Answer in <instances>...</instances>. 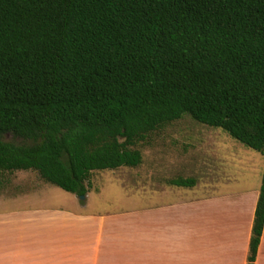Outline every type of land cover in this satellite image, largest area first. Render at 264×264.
<instances>
[{
	"label": "trees",
	"instance_id": "1",
	"mask_svg": "<svg viewBox=\"0 0 264 264\" xmlns=\"http://www.w3.org/2000/svg\"><path fill=\"white\" fill-rule=\"evenodd\" d=\"M184 117L264 155V0H0V191L37 171L86 195ZM263 229L264 174L247 264Z\"/></svg>",
	"mask_w": 264,
	"mask_h": 264
},
{
	"label": "rangeland",
	"instance_id": "2",
	"mask_svg": "<svg viewBox=\"0 0 264 264\" xmlns=\"http://www.w3.org/2000/svg\"><path fill=\"white\" fill-rule=\"evenodd\" d=\"M7 140L17 141L11 135ZM136 148L143 157L140 166L93 172L83 196L45 183L37 171L7 173L0 191V264H8L22 249L29 250L35 242L45 240L46 231L36 220L61 209L83 214L124 213L118 232L129 239L133 209L160 202L179 206L183 200L211 194L220 195L223 207L227 203L236 206L243 194L261 189L264 155L222 129L190 117L150 133ZM177 178L194 179L195 186H172L171 181ZM153 190L155 196H148ZM159 191L171 194L160 195ZM186 209L193 213L194 207L187 204ZM185 249L188 264H194V244L188 241Z\"/></svg>",
	"mask_w": 264,
	"mask_h": 264
},
{
	"label": "crops",
	"instance_id": "3",
	"mask_svg": "<svg viewBox=\"0 0 264 264\" xmlns=\"http://www.w3.org/2000/svg\"><path fill=\"white\" fill-rule=\"evenodd\" d=\"M155 191L147 195L155 196ZM259 194L260 190L243 194L236 206L227 203L223 207L220 195L211 194L183 200L179 206L160 202L133 209L129 239L118 232L124 213L83 214L61 209L36 220L47 238L35 242L34 248L22 249L7 263L188 264L185 247L189 241L195 246L194 264H247ZM187 204L194 207L193 213L187 211ZM255 264H264V229Z\"/></svg>",
	"mask_w": 264,
	"mask_h": 264
},
{
	"label": "water",
	"instance_id": "4",
	"mask_svg": "<svg viewBox=\"0 0 264 264\" xmlns=\"http://www.w3.org/2000/svg\"><path fill=\"white\" fill-rule=\"evenodd\" d=\"M83 198V197H82Z\"/></svg>",
	"mask_w": 264,
	"mask_h": 264
}]
</instances>
